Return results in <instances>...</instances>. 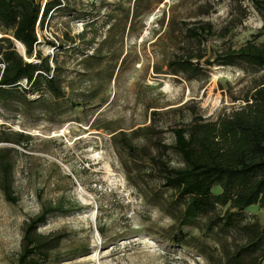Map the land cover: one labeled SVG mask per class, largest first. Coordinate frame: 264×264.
Wrapping results in <instances>:
<instances>
[{"label": "rangeland", "instance_id": "1", "mask_svg": "<svg viewBox=\"0 0 264 264\" xmlns=\"http://www.w3.org/2000/svg\"><path fill=\"white\" fill-rule=\"evenodd\" d=\"M64 1L68 6L50 12L41 30L36 25L29 59L22 55L33 62L54 55L62 68V111L51 114L16 101L0 106V137L14 130L28 135L14 144L19 152L8 154L15 201L6 200L0 190V264H14L22 222L43 203L57 201L59 210L37 226L40 232L65 233L54 255L61 260L47 264H208L198 248L170 239L172 219L144 197L145 183L134 185V174L143 173L113 144L111 135L151 123L170 142L169 127L186 122L192 111L213 119L238 107L261 71L218 64L213 57L247 38L261 39L260 13L251 0ZM81 11L91 13L81 17ZM196 24L206 29L199 42L186 30ZM65 29L74 42L51 48L48 41ZM96 51L103 55L100 64L84 68L95 61L88 55ZM179 53L201 55L200 69L192 73L169 67L166 61ZM21 85L27 82L21 80ZM167 155L176 164L175 153L168 150ZM145 181L156 185L148 177ZM211 190L218 192L219 187ZM244 209L248 219L263 223L264 206L256 202ZM181 229L197 236L207 252H218L220 245L196 227ZM86 242L88 253L62 256Z\"/></svg>", "mask_w": 264, "mask_h": 264}, {"label": "trees", "instance_id": "2", "mask_svg": "<svg viewBox=\"0 0 264 264\" xmlns=\"http://www.w3.org/2000/svg\"><path fill=\"white\" fill-rule=\"evenodd\" d=\"M137 1L133 0V4ZM251 2L264 22V0ZM67 6L64 0H44L43 3L42 0H0V32L8 33L0 35L1 107L16 101L23 107H34L51 114L62 111L60 102L65 95L62 68L55 62L54 55L40 57L36 62L24 60L16 50L14 39L23 45L25 56L29 55L36 43V25L41 30L50 12L64 10ZM89 13L81 11L77 14L88 17ZM205 24V28L210 27L208 22ZM186 30L199 42L200 32L206 29L196 24ZM262 33L264 27L258 35ZM60 35H54L56 42H48L58 48L64 42L73 43L75 40L67 29ZM93 38L92 35L88 42L91 43ZM88 57H95V61L84 64L86 69L99 65L103 55L96 51ZM193 57L195 60L191 61ZM200 57L194 53H179L166 64L195 73L200 69L197 62ZM213 60L222 65L261 71L251 88L242 95L238 107L213 119L192 111L186 122L169 127L170 142L163 141L160 129L152 127L151 123L137 126L128 133L119 130L111 135V140L125 151L136 170L143 173L134 174V185L139 186L138 181L145 183L148 191L143 192L144 197L172 219L169 234L172 241L198 248L199 255L208 264H264V220L260 224L255 219H248L244 209L256 202L264 206V35L257 41L247 38L236 47L227 46L216 53ZM205 62L211 63L208 59ZM21 80L27 82V86H22ZM34 91L41 93L28 98L27 93ZM27 136L14 130L0 137V141L13 144L0 145V190L8 201L16 199L11 193L12 172L8 154L19 152L14 144L23 143ZM133 138H142L144 142L135 143ZM168 150L177 156L176 164L169 162ZM140 164H145L143 169H139ZM147 177L156 185L150 186L145 181ZM213 185L219 187L218 192H212ZM163 189L168 190V194ZM76 203L79 205L77 200ZM59 207L61 203L58 201L43 203L37 213L22 222L14 264H47L61 260L54 255L65 233L37 230L46 216ZM182 226H194L210 236L220 245L218 252H207L205 247L203 249L204 243L182 230ZM69 250L62 256L71 258L86 254L89 243Z\"/></svg>", "mask_w": 264, "mask_h": 264}, {"label": "bare ground", "instance_id": "3", "mask_svg": "<svg viewBox=\"0 0 264 264\" xmlns=\"http://www.w3.org/2000/svg\"><path fill=\"white\" fill-rule=\"evenodd\" d=\"M14 42H15L16 50H17L19 53H21L23 56H25V54L23 53V45H22L19 41L15 40V39H14ZM25 57H26V56H25ZM26 58L29 59V57H26ZM79 193H80V192H79ZM80 194H81V193H80ZM83 200H84V202H87L86 199L83 198Z\"/></svg>", "mask_w": 264, "mask_h": 264}, {"label": "water", "instance_id": "4", "mask_svg": "<svg viewBox=\"0 0 264 264\" xmlns=\"http://www.w3.org/2000/svg\"><path fill=\"white\" fill-rule=\"evenodd\" d=\"M44 1V0H43ZM43 1H42V3H43ZM42 5V4H41ZM9 38L12 40V38L9 36ZM23 51H24V49H23ZM22 55V54H21ZM78 197H79V199L81 200V198H80V196L78 195Z\"/></svg>", "mask_w": 264, "mask_h": 264}, {"label": "built area", "instance_id": "5", "mask_svg": "<svg viewBox=\"0 0 264 264\" xmlns=\"http://www.w3.org/2000/svg\"><path fill=\"white\" fill-rule=\"evenodd\" d=\"M35 41H36V40H35ZM53 41H54V42H56V40H55V39H54ZM51 48H53V45H51Z\"/></svg>", "mask_w": 264, "mask_h": 264}]
</instances>
